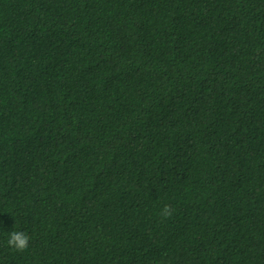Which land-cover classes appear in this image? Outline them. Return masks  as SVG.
Here are the masks:
<instances>
[{"label": "trees", "instance_id": "1", "mask_svg": "<svg viewBox=\"0 0 264 264\" xmlns=\"http://www.w3.org/2000/svg\"><path fill=\"white\" fill-rule=\"evenodd\" d=\"M0 264H264V0H0Z\"/></svg>", "mask_w": 264, "mask_h": 264}, {"label": "clouds", "instance_id": "2", "mask_svg": "<svg viewBox=\"0 0 264 264\" xmlns=\"http://www.w3.org/2000/svg\"><path fill=\"white\" fill-rule=\"evenodd\" d=\"M174 209L169 205H165L162 209L161 215L165 218L170 217L173 214ZM7 244L9 247L17 250L23 251L29 247L30 236L28 233L20 230L11 231L8 234Z\"/></svg>", "mask_w": 264, "mask_h": 264}]
</instances>
